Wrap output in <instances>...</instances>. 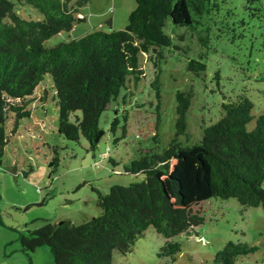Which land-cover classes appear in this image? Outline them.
<instances>
[{
    "label": "trees",
    "instance_id": "1",
    "mask_svg": "<svg viewBox=\"0 0 264 264\" xmlns=\"http://www.w3.org/2000/svg\"><path fill=\"white\" fill-rule=\"evenodd\" d=\"M90 0H0V160L9 141L6 121L15 132L22 119H29L30 103L35 91L47 76L58 111L57 132L68 141H87V151H94L104 135L98 120L122 89L144 76L143 64L150 62L157 73L175 51L186 53L183 33L186 27L199 50L195 57L185 56L186 70L194 77L205 72L203 62L210 47L211 35L232 33V39L244 38L246 18L227 8L219 16V0H135L124 29L86 33L53 47L44 42L51 36L70 31L79 16V8ZM245 0L247 19L264 17L263 8ZM36 9L42 19L20 16L17 6ZM188 11L187 21L173 20L174 9ZM259 16V17H258ZM219 23V24H218ZM217 24L219 26H217ZM246 26V27H245ZM216 31V32H215ZM205 51V52H204ZM215 76L219 77L218 72ZM218 80V79H217ZM41 100L46 89L42 90ZM221 92V91H220ZM247 90L233 96L221 92L220 117L204 127L199 138L190 140L187 112L194 97L192 87L177 89L174 95V132L163 145L157 127L160 105H156L152 146L139 149L124 166L128 174H141L142 180L127 186H112L105 194L97 193L96 205L101 213L78 225L69 220L45 223L20 236L22 249L28 252L46 245L53 264H112L113 251L130 250L148 228L163 239L157 255L174 260L180 244L173 237L204 223L200 207L186 206L178 178L169 176L170 198L163 176L168 175L170 161L197 150L207 171V187L212 198H235L244 207L264 208V113L254 119L253 102ZM126 94H124V97ZM254 119L253 128L247 124ZM113 117L110 128L118 126ZM127 119L121 126L126 134ZM58 157L49 165L56 167ZM108 161L116 164L112 158ZM201 164V162H200ZM197 204V203H196ZM195 204V205H196ZM245 243L227 240L217 249L210 264H235L238 257L253 251Z\"/></svg>",
    "mask_w": 264,
    "mask_h": 264
},
{
    "label": "rangeland",
    "instance_id": "2",
    "mask_svg": "<svg viewBox=\"0 0 264 264\" xmlns=\"http://www.w3.org/2000/svg\"><path fill=\"white\" fill-rule=\"evenodd\" d=\"M219 1V16H225L226 9L232 8L238 14L236 19L246 18L245 37L232 39V33L219 34L221 38L216 37L217 33L211 35V50L203 58L205 72L194 77L186 70L185 56L195 57L199 48L186 27H176L177 32L183 33L181 44L191 49L186 53L173 50L157 75L150 62L143 64L144 76L131 84L129 92L122 89L117 99L101 113L98 125L104 135L94 151H87V141L82 137L74 142L58 134V111L47 76L35 91V101L28 106L30 118L22 119L15 132L11 131L10 120L6 121L9 141L0 160V264H53L48 246L25 251L20 236H27L45 221L69 220L78 225L96 217L101 213L96 205L98 192L105 194L112 186L141 181V174L125 173L123 166L140 148L152 146L158 103L160 124L157 130L161 143H167L174 132L173 93L177 89L192 87L194 91L187 112L191 142L199 138L204 127L220 117V104L226 100L221 92L233 96L247 90L253 102L254 119L264 113V17L247 19L242 12L245 0ZM252 5L263 8L264 12V0H254ZM134 6L135 0H90L79 8L84 20L77 21L70 31L51 36L44 46L53 47L93 31L124 29ZM17 12L24 18L42 19L30 6H17ZM188 14L185 7L181 8V13L174 9L172 18L183 22L187 21ZM216 71L219 77L215 76ZM43 89L46 94L41 100ZM114 116L119 123L113 131L110 123ZM124 117L127 126L122 137ZM254 119L247 124L248 130L253 128ZM54 156L59 160L56 167L49 165ZM109 157L115 165L108 161ZM169 176L179 179L186 206L204 210V223L173 237V241L180 244L174 260L157 255L163 239L148 228L130 250L113 251L112 264H210L215 251L227 240L254 248L238 257L235 264H264L263 207H244L232 197H210L206 166L197 150L171 160L168 175L162 177L173 200Z\"/></svg>",
    "mask_w": 264,
    "mask_h": 264
},
{
    "label": "crops",
    "instance_id": "3",
    "mask_svg": "<svg viewBox=\"0 0 264 264\" xmlns=\"http://www.w3.org/2000/svg\"><path fill=\"white\" fill-rule=\"evenodd\" d=\"M79 16H80L81 18H83L80 12H79ZM83 20H84V18H83Z\"/></svg>",
    "mask_w": 264,
    "mask_h": 264
}]
</instances>
